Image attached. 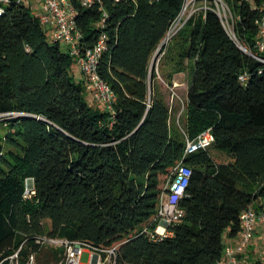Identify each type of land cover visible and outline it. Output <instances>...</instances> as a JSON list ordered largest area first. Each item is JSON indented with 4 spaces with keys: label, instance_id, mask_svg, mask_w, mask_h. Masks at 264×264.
Masks as SVG:
<instances>
[{
    "label": "trees",
    "instance_id": "trees-1",
    "mask_svg": "<svg viewBox=\"0 0 264 264\" xmlns=\"http://www.w3.org/2000/svg\"><path fill=\"white\" fill-rule=\"evenodd\" d=\"M223 2L234 37L215 10L201 9L160 51L168 85L191 71L183 127L172 123L150 64L184 0H72L80 49L107 36L98 73L116 95L110 107L88 102L74 58L29 6L3 4L0 262L23 244L22 257L35 252L38 264H57L63 249L35 242L48 235L116 246L117 264L217 263L225 238L241 230V213L264 204V66L240 48L255 52L259 10ZM208 128L213 144L185 154L186 139ZM180 161L191 169L184 214L171 235L152 241L144 228ZM27 177L31 199L23 197Z\"/></svg>",
    "mask_w": 264,
    "mask_h": 264
},
{
    "label": "built area",
    "instance_id": "built-area-1",
    "mask_svg": "<svg viewBox=\"0 0 264 264\" xmlns=\"http://www.w3.org/2000/svg\"><path fill=\"white\" fill-rule=\"evenodd\" d=\"M33 1L38 6L37 16L48 36L52 37V42L60 43L79 65L81 72L85 76V88L91 95L93 101L98 104L110 107L116 95L110 85L101 79L98 73L99 60L103 52L108 48L106 34H101L95 44L82 51L80 49V33L77 29L75 16L76 9L72 0H0V15L5 12L3 4L10 2L21 3L32 8ZM83 6H91L100 0H79ZM202 1L201 6H196ZM259 16L255 20L257 26V36L254 50H246L253 58L260 61L264 66V4L256 6ZM215 3L216 8L211 7ZM213 9L220 16L222 23L231 37H234L233 27L227 29L226 22L229 23L232 17L229 7L223 0H184V4L178 16L173 21L166 37L162 41L166 44L173 35L183 26V24L199 10ZM225 18V19H224ZM170 35L169 39L168 36ZM161 43V44H162ZM159 45V47L161 46ZM165 44V45H166ZM164 45V46H165ZM163 46V47H164ZM163 47H160V51ZM159 51V55H160ZM9 114V113H8ZM6 114H0L4 116ZM214 142V136L210 128L201 132L193 139H186L185 154L199 149H206ZM191 176V169L180 161L168 177L165 188L159 199V207L152 221L144 228L150 240L158 241L172 234L171 226L179 222L184 214V210L179 206V200L183 196ZM35 195L34 180L32 177L25 179L24 199H31ZM259 223L264 224V204L260 210H256L252 205L245 209L240 215L241 230L235 237L234 242H224V250L221 258L216 264H245L244 256L250 247L252 239ZM264 237V233H263ZM35 242L40 247H59L63 249L61 259L57 264H83L81 257L84 253L89 254L87 264H117V247H102L82 240H69L65 238L40 235L35 237ZM21 244L12 254L6 256L3 261L7 264H38L36 253L31 252L26 257H22ZM255 259L264 263V245L258 251Z\"/></svg>",
    "mask_w": 264,
    "mask_h": 264
},
{
    "label": "rangeland",
    "instance_id": "rangeland-1",
    "mask_svg": "<svg viewBox=\"0 0 264 264\" xmlns=\"http://www.w3.org/2000/svg\"><path fill=\"white\" fill-rule=\"evenodd\" d=\"M201 4H202V1H199L196 6L199 7V6H201ZM31 9H32L33 13L37 14L38 6H37L35 1H33V6ZM228 17L230 19L229 14H228ZM225 25H226L228 30L232 28V24L230 22L227 23L226 19H225ZM48 39L52 40V37L49 35ZM168 42H169V40H168ZM161 57H162V54L158 55L155 60H153V58H152L150 68L153 69L155 71V73L157 74V82L160 85V88L166 97V101L172 110V114H171L172 115V119H171L172 123H175V124L179 125L180 127H183L184 123H185V119H186L185 118L186 97H187L188 86H189V83L191 80V71H190V68L187 67L184 71L174 74L173 75V84L170 86L165 81L164 73H168L171 70V67L167 66V67H165L164 70H159V60L161 59ZM73 69H75V70L80 69L79 65L76 62H74V64H73ZM75 79L77 81H79L77 77H75ZM87 100L90 104L93 103V99L89 93H87ZM213 154L215 155V151L213 152ZM260 231L261 230L259 228L255 229V233L260 232ZM255 237H256V234H254L252 242H253ZM260 249H261V247H259L258 251ZM257 253L258 252H256L255 249H253V248L250 249V247H249L246 251V256L248 257L247 261L255 259ZM88 260H89V254L84 253L81 257V262L83 264H87Z\"/></svg>",
    "mask_w": 264,
    "mask_h": 264
},
{
    "label": "crops",
    "instance_id": "crops-1",
    "mask_svg": "<svg viewBox=\"0 0 264 264\" xmlns=\"http://www.w3.org/2000/svg\"><path fill=\"white\" fill-rule=\"evenodd\" d=\"M73 74H74V77H77L78 78V80H82V81H85V76L83 75V73L81 72V70L80 69H73ZM260 229L261 231L260 232H257V233H255L256 234V237L254 238V240H253V242L251 243V245H250V249H255L256 250V252H258V249H259V247H262L263 245H264V237H263V233H264V224L263 223H259V225H258V227H257V229ZM261 233V234H260ZM235 237H226L225 238V241L226 242H229V243H231V242H234L235 241ZM248 257L246 256V254H245V256H244V263L246 264L248 261V259H247Z\"/></svg>",
    "mask_w": 264,
    "mask_h": 264
},
{
    "label": "water",
    "instance_id": "water-1",
    "mask_svg": "<svg viewBox=\"0 0 264 264\" xmlns=\"http://www.w3.org/2000/svg\"><path fill=\"white\" fill-rule=\"evenodd\" d=\"M165 44H166V43L163 42V43L161 44L160 47H163ZM160 47H158V49H157L156 52L154 53L153 60H155V59L157 58V56L159 55ZM240 48H241L243 51H246L245 48H244L243 46H240ZM153 72H154V70L150 68V73H153Z\"/></svg>",
    "mask_w": 264,
    "mask_h": 264
},
{
    "label": "bare ground",
    "instance_id": "bare-ground-1",
    "mask_svg": "<svg viewBox=\"0 0 264 264\" xmlns=\"http://www.w3.org/2000/svg\"><path fill=\"white\" fill-rule=\"evenodd\" d=\"M169 37H170V35L168 36V38H166V40L169 39Z\"/></svg>",
    "mask_w": 264,
    "mask_h": 264
}]
</instances>
